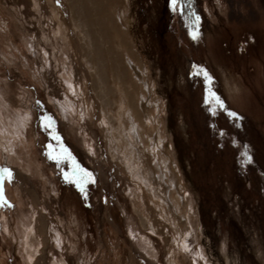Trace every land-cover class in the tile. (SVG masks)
<instances>
[{
    "label": "rangeland",
    "instance_id": "obj_1",
    "mask_svg": "<svg viewBox=\"0 0 264 264\" xmlns=\"http://www.w3.org/2000/svg\"><path fill=\"white\" fill-rule=\"evenodd\" d=\"M195 7L194 42L167 0H0V166L17 173L6 186L14 207L0 209V264H28L23 236L33 213L42 234L34 264H264V0ZM193 65L207 69L242 119L209 115ZM37 99L77 162L98 174L91 207L41 155ZM118 162L141 168L125 176ZM141 170L175 208L179 192L190 196L187 253L153 232L163 223L160 198L135 175Z\"/></svg>",
    "mask_w": 264,
    "mask_h": 264
},
{
    "label": "snow or ice",
    "instance_id": "obj_2",
    "mask_svg": "<svg viewBox=\"0 0 264 264\" xmlns=\"http://www.w3.org/2000/svg\"><path fill=\"white\" fill-rule=\"evenodd\" d=\"M167 2L172 14L183 20V26L189 38L194 42L198 41L201 37L202 16L196 11V0H167ZM57 4H59V0H57ZM192 68L190 76L203 82V105L208 110L209 115L215 117L217 113H220L234 123L242 119L238 113L230 110L222 97L214 91L215 80L207 69L201 65H193ZM33 109L36 112L34 121L36 127L46 139L42 145L41 155L54 169L59 170L62 183L70 186L79 194V197L85 202L84 206L91 207L90 189L98 187V174L82 166L73 157L58 132V122L48 112L41 100L37 99L34 102ZM219 135L223 136L224 133L221 131ZM244 147L247 148L248 146L245 145ZM241 158L246 164L253 163V156L250 152L241 153ZM16 182L17 173L15 169L0 166V209L14 207L7 198L6 186ZM103 202L107 204V196L104 197Z\"/></svg>",
    "mask_w": 264,
    "mask_h": 264
},
{
    "label": "bare ground",
    "instance_id": "obj_3",
    "mask_svg": "<svg viewBox=\"0 0 264 264\" xmlns=\"http://www.w3.org/2000/svg\"><path fill=\"white\" fill-rule=\"evenodd\" d=\"M103 91H104V89H103ZM106 92V91H105ZM107 94H108V92H107ZM114 94V93H113ZM96 94H94V96H95ZM85 97V96H84ZM101 97V96H100ZM97 98V97H96ZM120 98V97H119ZM128 102V101H127ZM84 103H85V114H90V115H92L93 114V110H92V106L89 104V101H88V99L85 97V100H84ZM120 103V102H119ZM129 103V102H128ZM127 104V103H126ZM124 105V104H123ZM128 106V105H127ZM125 107V106H124ZM123 107V108H124ZM129 107V106H128ZM132 107V106H131ZM141 107V110H142V112L144 113V116H145V118L148 120V122H150V117H152V113H153V110H151L152 108H150L149 106V108L146 106V105H143V106H140ZM125 109H127V108H125ZM128 111V110H127ZM127 111H126V113H127ZM105 112H107V111H104L103 110V108L101 109V121H103L104 122V124H106V130H107V128H108V131H109V133H110V136H111V140H112V142H113V144H114V146H116V149H118L120 152H121V150H120V147H118L117 146V144L115 143L116 141L114 140V138H113V136H112V134H113V130H112V128H111V126H110V120H109V118H107L106 117V114L107 113H105ZM125 112V111H124ZM109 114V113H108ZM128 114V113H127ZM130 114V113H129ZM132 114V113H131ZM118 115V114H117ZM122 117V116H121ZM129 117L130 118H132V116L131 115H129ZM134 118V117H133ZM92 119V118H91ZM93 119H94V117H93ZM111 119V118H110ZM118 119H119V115H118ZM122 119L125 121L126 119L125 118H123L122 117ZM135 119V118H134ZM121 120V119H120ZM119 120V121H120ZM122 121V120H121ZM127 121H125V123H126ZM147 122V123H148ZM118 123V122H117ZM99 125L98 126H100L101 127V123H98ZM119 124V123H118ZM125 125V124H124ZM123 125V126H124ZM138 125V124H137ZM119 126H122V122H121V125H119ZM118 127V126H117ZM128 127V126H127ZM129 127H130V125H129ZM116 128V127H115ZM118 128H120V127H118ZM124 128V127H123ZM121 129V128H120ZM128 129H130V128H128ZM127 129V130H128ZM133 129V128H132ZM117 130V128L114 130V131H116ZM105 133H106V131L105 130H103ZM119 131V130H118ZM132 131V130H131ZM117 133H119L120 134V132H117ZM128 133H129V131H128ZM125 134V133H124ZM130 135H131V133H129ZM132 134H134V133H132ZM137 134V133H136ZM116 135V134H115ZM130 135H128L129 137H130ZM116 136H118V135H116ZM120 136V135H119ZM121 137V136H120ZM120 137H119V139H120ZM133 137V138H132ZM109 140V139H108ZM117 141H119V140H117ZM122 141V140H121ZM130 141L131 142H133L131 145H133V144H137V141L136 140H134V135H132L131 136V138H130ZM118 143V142H117ZM124 143H125V141H124ZM131 149V148H130ZM134 149V148H133ZM117 150V151H118ZM140 151V150H139ZM130 153V152H129ZM144 153V152H143ZM120 156V155H119ZM145 156H147V155H145ZM145 156H143V158H145ZM141 158H142V155L140 156ZM146 158H148V157H146ZM145 160V159H144ZM141 161H143V160H141ZM146 161V160H145ZM145 161H144V163H145ZM150 161V160H149ZM144 163L142 162V164L143 165H141V166H143V168L145 169V167H144ZM146 165H147V163H146ZM118 166L119 167H121V171H122V174L123 175H127L128 176V174H129V169H131V170H136V169H140L141 167H140V165H137V167L135 166H132L131 165V163H127V164H124L123 162H122V164L120 163V162H118ZM126 166H128V167H130V168H128V167H126ZM148 168H149V166H148ZM153 168V167H152ZM147 169V168H146ZM150 170H148V171H151L152 169L151 168H149ZM139 171H135L134 173H135V175L137 176V177H141V180H143L142 178H144L145 179V181L147 182V184H148V186H150L151 187V189L152 188H154V190H156V194H157V196L160 198V204H161V206L159 207V211H157V212H159L160 213V218L163 220V223L162 224H159L160 225V227H159V229H157V228H152L153 229V232H155V233H157L158 232V230H160L161 232H163V234H164V241L165 242H169V241H172L173 243H174V245H175V247H176V249H177V251H178V253H187L188 251H189V249H190V245H189V243H188V237H189V234H190V232H191V230L194 232V230H193V227H194V216H193V213L191 212V210H192V201H191V199H190V196L189 195H187V193H186V195L184 194V192L183 193H181V192H179V197H178V201H177V203L178 204H176L178 207L177 208H175L174 207V205L171 203L172 201L169 199V198H167V195L156 185V183H155V181L154 180H152V178L154 179V177L151 175V174H149V173H151V172H148V174L150 175V176H152V177H150L149 175L148 176H146L145 174H147V172L145 173L144 171H142L141 170V172H139ZM156 175V174H155ZM133 176V175H132ZM173 176V175H172ZM175 176H176V174H175ZM128 178V177H127ZM131 178V177H130ZM135 178V177H134ZM156 178V177H155ZM171 178H174V177H171ZM135 179H137V178H135ZM129 180H131V179H129ZM175 181H181L180 180V178H179V176H177V177H175ZM138 182H140V181H138ZM138 182H137V184H138ZM145 183V182H144ZM158 183V182H157ZM136 184V183H135ZM136 184V185H137ZM146 184V185H147ZM162 184V183H161ZM140 185V184H139ZM174 185H177L176 183L174 184ZM181 185V184H180ZM139 187H141V186H139ZM145 188V187H144ZM169 189V188H168ZM179 188H177V190H178ZM153 190V189H152ZM144 193H146V192H144ZM152 193V192H151ZM176 193V192H175ZM178 193V192H177ZM146 196H148L147 194H146ZM155 199V198H154ZM157 199V198H156ZM155 199V200H156ZM168 199V200H167ZM154 200V201H155ZM171 201V202H170ZM156 202V201H155ZM159 204V205H160ZM172 204V205H171ZM175 204V203H174ZM155 209V208H154ZM155 211V210H154ZM34 217V218H33ZM38 224V221H37V219H36V214H32V218L30 217V222H29V224H28V227H27V230H26V236H23L24 237V244H25V246H26V248H25V253H26V255H27V261H28V264H34L35 262V259H36V257H37V255H38V253L40 252V245H41V243H42V240H41V237H42V234H41V232L36 228V225ZM195 233H196V231H195ZM197 239V241H198V237L196 238ZM167 240V241H166ZM195 242V241H194ZM23 244V245H24ZM143 248H144V253H146L149 257H151V258H153L154 259V252H155V248L147 241V239H144L143 240ZM193 261H194V263H195V259H193ZM60 263V262H59ZM58 264V263H57ZM169 264H174L173 262L171 263L170 261H169Z\"/></svg>",
    "mask_w": 264,
    "mask_h": 264
}]
</instances>
